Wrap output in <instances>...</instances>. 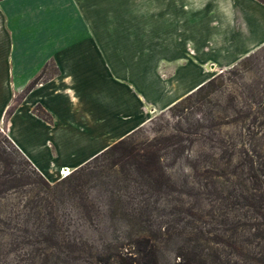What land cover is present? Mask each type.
<instances>
[{
    "label": "trees",
    "instance_id": "1",
    "mask_svg": "<svg viewBox=\"0 0 264 264\" xmlns=\"http://www.w3.org/2000/svg\"><path fill=\"white\" fill-rule=\"evenodd\" d=\"M227 74L237 92L219 74L148 123L159 136L139 140L145 124L53 184L0 133V264H86L73 220H98L102 201L111 220H133V264H161L153 227L164 219L166 243H185L175 264H264V47ZM97 182L109 187L102 201Z\"/></svg>",
    "mask_w": 264,
    "mask_h": 264
},
{
    "label": "crops",
    "instance_id": "2",
    "mask_svg": "<svg viewBox=\"0 0 264 264\" xmlns=\"http://www.w3.org/2000/svg\"><path fill=\"white\" fill-rule=\"evenodd\" d=\"M263 45L256 0H0V127L53 184Z\"/></svg>",
    "mask_w": 264,
    "mask_h": 264
},
{
    "label": "rangeland",
    "instance_id": "3",
    "mask_svg": "<svg viewBox=\"0 0 264 264\" xmlns=\"http://www.w3.org/2000/svg\"><path fill=\"white\" fill-rule=\"evenodd\" d=\"M262 47H264V45ZM186 54L189 58L193 57L192 56L193 48L190 43H188V46L186 48ZM217 57H220V56L218 55ZM47 65L49 66L45 69L46 70L45 75L43 76L40 82L56 74V69L54 65L52 63H49ZM159 66H160V70L164 68L163 71H167L165 73H170L172 71V69L167 64L161 63ZM234 67H236V64L225 70L219 69V72L217 73V75L223 74L224 78H227L223 85L225 86V88L228 89V91L233 90L237 92L238 91L237 84L242 82V80L238 79L239 77L229 78L227 74V72ZM214 68L215 66H213L212 69ZM216 69L218 70V68ZM244 78H245V81L251 79V74L245 73ZM228 79H230V82ZM26 90L29 91L28 89ZM36 107H40V106H36ZM158 116L159 114H157L156 117L154 116L152 119H150L147 122V124L144 126L145 128L144 134L141 137H139V140H143L146 137L150 138L151 136L160 135L159 133L155 132V129H153V127L155 126L151 125L150 127H148L149 126L148 123L151 120H154L155 118H157ZM197 116H200V115H197ZM0 133L2 134V136L5 135L6 134L5 128L0 127ZM66 171L67 173H70L68 170ZM60 176H61L60 179H62L63 177L61 173H60ZM108 190H109V187H107V185H104L102 182L100 183L97 182L92 190V197L96 200L105 199L107 196L106 191ZM191 200L192 199L189 198L187 199V202ZM102 203L104 207L101 209V213L97 217L98 220H92V222H83L80 220H73V223H76V224L74 226L75 229L74 230L71 229V230L75 233V237L79 239L80 241H84L87 246V248L82 250V252L84 253L83 256L86 259L85 261H87L86 264H114L113 255L120 256V258H122V260L120 261L125 264H133L134 262L133 260H135V255H131L130 253H127L133 250L132 248L133 239L129 236L131 234L130 225L133 222V220H111V217L110 218L108 217V214H109L107 211L108 207L103 201ZM161 221H163L164 223ZM161 221H157V222H161L159 223L160 227H158V225L153 227L154 232L161 233L160 245L164 251V255L161 258L160 263L161 264H175L180 259L177 257V256H180V253H181L180 247L182 245H185V243L182 241L181 237L174 243H166L165 241L166 236L163 235V233H164V229H167L170 223L168 222V225H167L165 222H167L168 220L166 219L161 220ZM203 226L209 232L207 233L209 239L211 241H218L217 235L215 232V228H217L218 225L216 224L215 220H208V224H204ZM157 235L160 236L159 234ZM104 247H105V255H103L102 253V250ZM183 252L186 253V250H184ZM97 255H99V257ZM108 258H110L109 261H107ZM115 264H117L116 259H115Z\"/></svg>",
    "mask_w": 264,
    "mask_h": 264
},
{
    "label": "built area",
    "instance_id": "4",
    "mask_svg": "<svg viewBox=\"0 0 264 264\" xmlns=\"http://www.w3.org/2000/svg\"><path fill=\"white\" fill-rule=\"evenodd\" d=\"M60 173H61V175H62L63 178L66 177L67 175H69L68 173L65 174V171L64 170H61Z\"/></svg>",
    "mask_w": 264,
    "mask_h": 264
},
{
    "label": "bare ground",
    "instance_id": "5",
    "mask_svg": "<svg viewBox=\"0 0 264 264\" xmlns=\"http://www.w3.org/2000/svg\"><path fill=\"white\" fill-rule=\"evenodd\" d=\"M65 174H67V171H65ZM69 174V173H68Z\"/></svg>",
    "mask_w": 264,
    "mask_h": 264
}]
</instances>
